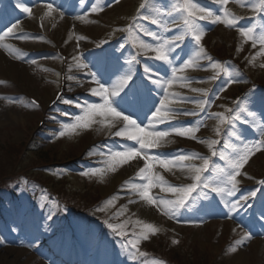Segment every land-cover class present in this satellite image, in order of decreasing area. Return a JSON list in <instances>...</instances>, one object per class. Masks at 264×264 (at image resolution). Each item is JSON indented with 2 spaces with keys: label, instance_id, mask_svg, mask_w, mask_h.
Segmentation results:
<instances>
[{
  "label": "rangeland",
  "instance_id": "obj_1",
  "mask_svg": "<svg viewBox=\"0 0 264 264\" xmlns=\"http://www.w3.org/2000/svg\"><path fill=\"white\" fill-rule=\"evenodd\" d=\"M36 1L11 0V3H9V0H2L0 2V10L6 8L11 12V16L3 24H0V35H3L7 28L11 27V23L17 24V28L13 29L15 35L9 34L0 40V146L2 144L4 146L5 143L9 142L18 144L29 138L32 139L37 136L39 131L52 127V130H46V134L42 136L41 141L36 140L35 142L34 138L31 144L32 151H36L35 145L44 148L43 150L54 147L60 150L62 159L74 158L85 145H90L104 137L107 138L108 135L106 128L100 130L103 127L102 125L92 124L87 128L79 127L75 131H65L63 137L59 136V132L63 130L65 123L74 122L75 116L82 115L81 108L77 104H73L72 101L80 103L79 106L102 102L99 97L92 96L89 91L90 88L96 85L87 75V70L73 69L71 72L68 71V65L74 63L72 56H81L83 62H89L92 59V53L99 50L97 47L99 45L109 51L115 50L117 55L122 52L120 63L127 67V61L132 56L127 44L129 40H133L141 52L143 67L147 64L151 65L152 68H160L157 74L165 79H171L170 71L166 73L165 69L160 67V62L148 60L143 56L140 42L155 43L154 38L146 34L148 32H157L163 36L179 34L180 29L176 27V23H180V21L172 22L179 16V13L174 12L172 6L182 3V0H171V2L170 0H162V4L147 0L148 11L141 0H119V3H113V0H83V2L81 0H55L57 5H63V7L58 12H54L51 17H44L45 5L51 0ZM207 1L214 3L206 4L202 1H198V3L200 6L206 7L221 16H223V8H227L237 17L239 26L249 27L254 23H260L256 14L251 10V0H229L228 4L223 7L218 5L215 0ZM18 2L31 8L32 14L29 15L20 8L14 7ZM142 4L144 5L143 13L135 23L133 32L128 36L125 31V24L130 15L140 9ZM93 7L99 10L93 12ZM157 9L161 13V24L151 22L152 19L157 18ZM60 11L64 13L63 18L59 15ZM168 13H171V15L169 16ZM145 16L148 17L150 24L142 23L141 19H145ZM250 16H252L251 19L248 18ZM42 17L44 18L41 19ZM77 17H83V19H77ZM200 23L206 29L205 35L201 39L202 45H210L211 48L215 45L212 50L221 53L223 49L225 55H231L234 52V57L241 63L249 61L250 65L247 71L256 81L264 79V54H261L264 49L261 48L258 42L256 47L250 46L252 45L251 40L244 42V38L240 36L237 28H229L223 23L212 24L204 21ZM174 27L175 29H173ZM50 37L68 55L67 66H62L61 61L55 56L54 47L48 39ZM224 42H226L229 49H232L230 53H225ZM121 44L123 48L120 47ZM185 45V52L189 54L185 56L184 53H181V57L182 61L186 63L188 59H193L195 51L198 49L188 39L185 40ZM148 55L152 56L154 53L149 52ZM33 61L35 62L33 63ZM205 61H199V67H197L194 60L193 66L178 72L176 74L177 78L167 88L170 94L171 107L180 113L196 111L199 114L195 116L181 114L177 120L158 126L161 130L176 126L178 123L198 126V130L194 133L196 139L182 137L170 132V135L165 138V142H162V147L151 150L152 153H164L169 157L178 154L207 156V154L205 155V149L210 153L209 142L216 140L215 138L220 135L221 132L217 134L216 129L221 127V123L215 118H209L206 112H199L196 102L210 101L205 104L207 112L223 113L225 115V111L229 108L225 104V96L235 90L237 86L246 87L248 82H242L244 77H241L240 74L234 75L238 68L232 63L227 64L226 70H223L220 66L203 67ZM178 66L182 67V63H178ZM62 72H65L67 77L69 75L76 77L75 80L67 79L65 82V97L72 99L71 102L60 106L62 107L60 109L61 113L69 112L71 115L48 119L50 114H57L60 108L58 107L56 111L51 112L48 110V104L59 88V77ZM123 74L122 72L121 75ZM212 75H217L218 78L223 77L218 86V91L215 92L208 90V87L212 84L210 82L213 78ZM183 77H187V80L182 79ZM231 77H235L238 82L231 83ZM118 81L119 76L113 78L111 84L106 85V87L111 88L117 85ZM194 88L202 91L193 92L192 89ZM205 92L207 95L204 94ZM255 92L253 93L255 99L245 101L242 104L243 113L238 114L242 123H234L231 126L230 138H227L228 147L222 150L226 157L233 155L235 150L241 148L243 144H251L260 139L259 129L264 126V104H261L260 101L264 100V92L262 95H255ZM26 94L37 97L42 103V109L30 104ZM178 97H188L189 100L181 101ZM251 101H255V103ZM43 120L44 124L40 125ZM118 127L119 125H117ZM115 130L113 129V131ZM241 132L243 136L240 135ZM120 139V137H115L100 144L101 148L94 156V162H104V168H90L88 176L82 174L85 172V168L81 171H70L68 172L70 176L65 177L66 180L64 181H68L75 189L93 187V190L104 195H109L113 190L119 189L122 183L125 182L122 189L125 194L120 195L114 201L121 206L122 220L125 221L128 218L133 223L140 220L153 224L157 229H169L174 234L179 235V240L198 246L200 249L195 247V250L199 252V255H203L204 250L216 254L218 251L223 250L224 243L230 241L231 245L224 250L225 260L223 263L264 264V240H262L264 239V231H251L252 237L246 238L244 230L236 228L238 221L232 223L228 221L233 219L229 211L225 215L222 213L227 210L224 207V201L233 199L223 198L222 204L217 203L216 210L212 214L197 216L189 213L177 220L163 215L158 205H150L147 201L141 200L135 195L132 185L146 183L136 175L139 167L143 166L142 157L132 158L127 163L118 164L115 172L110 169L103 170L107 167L106 161L103 159L108 158L109 150H121V146H128L125 144L126 141ZM190 145L195 147H189ZM200 149L202 153L199 152ZM207 157H210V155ZM183 163H194L199 166L203 164V161L193 159ZM262 166L264 167V148L251 155L241 169V176L237 178L240 183L238 185L239 191L235 194L236 198H241L251 192L242 189V181H246L249 185L257 184L256 177L264 175V173L258 174L259 172H257L258 168L260 169ZM170 167L171 171L161 168L158 164L154 167L153 171L164 179L163 184L152 189L151 195L154 198L172 199L174 198L173 194L164 189L169 186L187 185L192 182L190 175L185 173L184 168L179 163ZM93 169H101L102 171H91ZM254 190L256 191V189ZM129 200L136 202L129 203ZM19 203L23 205V208L20 207L21 215L15 214L10 205L4 207H10L9 211L13 215L11 217L13 220L10 222L9 230L6 232L0 231L2 233L0 237V264H56L50 256L47 255L45 258L41 256V248L36 246L37 242L41 246V236L46 237L48 233L52 235L54 228L50 225L51 220L43 217L38 224L32 219L27 194H20ZM45 203L46 200L42 197L40 207ZM262 205H264V200L257 205L259 212ZM144 209H146L148 215L143 213ZM237 210L231 213H236ZM259 216L261 215L258 214L256 217ZM21 217L24 218V221H21ZM74 233L77 238L75 243L81 244L78 252L87 256L97 255V263L95 264H108L113 258L116 259V264H124L125 261L126 264H136L129 258H125V255L121 252L120 243H118L117 250L113 254L111 239L98 234L96 228L91 229L88 233L82 223H77L74 224ZM60 234H62L66 243L71 242V231L63 230ZM236 236L240 238L234 242ZM256 238H258V241H256ZM240 241H243V243H239ZM140 246L141 244H139ZM61 262L62 264H68V260L65 261V259ZM143 264H152V262L146 261Z\"/></svg>",
  "mask_w": 264,
  "mask_h": 264
},
{
  "label": "snow or ice",
  "instance_id": "obj_2",
  "mask_svg": "<svg viewBox=\"0 0 264 264\" xmlns=\"http://www.w3.org/2000/svg\"><path fill=\"white\" fill-rule=\"evenodd\" d=\"M153 2L162 4V0H153ZM215 2L223 7L228 4L229 0H215ZM9 3H11V0H9ZM113 3H119V0H113ZM14 7L20 8L29 15L32 14V9L26 7L23 3L18 2ZM62 7L63 5H57L55 0H51V2L45 5L46 11L44 12V17H51L54 12H58ZM143 7L144 5L142 4L141 8ZM250 7L259 18L260 23L243 27L238 25L237 17L227 8H223V16H221L206 7L200 6L198 0H182V3L173 5V11L178 12L179 16L172 22L175 23L176 20L180 21V23H176V27L180 29L179 34L163 36L157 32H148L146 34L152 36L155 43L140 42L143 56L148 60L160 62V67H163L166 73L170 71L171 79H165L158 75L157 73H159L160 68H152L151 65L147 64L143 67V72L137 75L134 68L135 65L142 62L138 59L141 56V52H137L131 56V59L127 61V67L120 63L121 56L123 55L122 52L120 55H117L115 50L109 51L99 45H97L99 50L92 53V59L89 62H83L81 56L73 55L72 60L74 63L68 65V71L71 72L73 69L87 70V75L96 85L90 88L89 91L92 96L99 97L102 102L87 103L83 106L78 105L81 108L82 115L75 116L74 122L65 123L63 130L59 132V136L63 137L65 131H75L79 127L87 128L92 124L102 125L103 127L100 130L102 131L106 128L109 137H120L122 141L134 142V144L124 147L123 150H109L106 161L107 167L103 170L110 169L115 172L118 164L127 163L132 158L142 157L144 163L142 167H139L138 175L146 183L132 185L135 195L141 200L147 201L150 205H158L163 215L177 220L189 213L197 216L200 214H212L216 210V204L219 203L218 198H231L239 191L238 185L240 181L237 178L241 176V169L251 155L257 150L264 148V126H261L259 129L260 139L258 141L251 144H243L241 148L235 150L233 155L227 157L222 151L217 152L216 150L211 152L210 157L189 156L186 154L169 157L164 153H152L151 150L162 147V142H165V138L170 135V132H174L182 137L196 139L194 133L198 130L197 127L178 123L176 126H170L168 129L161 130L158 126L177 120L181 114L194 116L199 114L196 111L180 113L171 107L169 101L170 94L167 88L177 78L176 74L178 72H182L184 69L193 66L194 60L197 67H199V61H212V56L207 54L201 44V39L205 35L206 29L203 28L200 22L223 23L229 28H237L240 36L244 38V42L251 40L253 47H256L258 42L261 48L264 49V0H251ZM98 10V8H92L93 12H97ZM59 15L63 18L64 13L60 11ZM168 15L170 16L171 13H168ZM10 16L11 12L6 8L0 10V24H3ZM156 16L157 18L152 19L151 22L153 24H161L162 17L159 9L156 11ZM144 18L147 19L148 17L145 16ZM77 19H83V17H77ZM14 28H17V24L11 23V27H8L7 31L3 35H0V40L9 34L15 35L13 33ZM186 39L194 44L198 50L195 51L193 59H188L185 63L182 61L181 53H184L185 56L189 54L185 52ZM120 47L123 48V45L121 44ZM149 52L154 53V55L149 56ZM261 54H264V52ZM178 63H182V67L178 66ZM213 67H219V65L214 64ZM122 72L124 73L123 75H121ZM117 76H119L117 85L111 88L106 87ZM67 79L75 80L76 77L69 75ZM182 79L187 80V77H183ZM230 82L235 83L238 81L235 77H231ZM192 91L200 92L202 90L194 88ZM204 94L207 95L206 92ZM60 98L62 99V97ZM178 99L181 101L189 100L188 97H178ZM209 102L197 101L199 112H206L209 118H215L221 124L227 122L231 125L239 119L238 116L229 118L223 113L207 112L205 104ZM251 102L255 103V101ZM33 103L36 102L33 101ZM260 103L264 104V100L260 101ZM227 111L231 113L233 109H228ZM117 125H119L118 128ZM113 129L116 130L113 131ZM216 131L219 134L220 128L217 127ZM229 131H231V128ZM240 135L243 136V133L241 132ZM218 143V140H211L208 146L215 149V145ZM212 157L226 160V166L217 168L218 174L216 175L210 173V166H215ZM193 159H200L203 161V164L197 166L194 163H183ZM178 163L184 168L185 173L190 175L192 182L187 185L169 186L164 189L173 194L174 198L172 199L154 198L151 195L152 189L164 183L163 177L153 171L154 167L158 164L161 168L171 171L170 166ZM91 171L102 170L93 169ZM205 173H209V175H205ZM82 174L88 176L89 172L85 171ZM260 183L264 186V181ZM256 195V191L253 190L248 195L236 199L235 202L226 199L224 207L228 208L229 212L250 207L248 201L256 197ZM43 199L47 200V196L45 195ZM135 202L134 200H129V203ZM53 204L56 208H59L58 202L53 201ZM64 211H67V209H64ZM98 211L104 212L105 209L99 208ZM53 215L54 213L50 211L47 219L52 220ZM260 215L264 217V205L260 208ZM113 219H118V216L109 217L104 223L111 230L114 237L121 238L120 249L122 254L133 262H137L138 257L146 256L147 253L141 251L139 248L140 241H147L149 234L156 233L159 229L151 223L137 220L136 224H142L143 229L139 233L133 231V238L129 239V232L125 226L127 222H109V220ZM173 242L179 243V241ZM239 243H243V241ZM138 264H143V261H139Z\"/></svg>",
  "mask_w": 264,
  "mask_h": 264
},
{
  "label": "trees",
  "instance_id": "obj_3",
  "mask_svg": "<svg viewBox=\"0 0 264 264\" xmlns=\"http://www.w3.org/2000/svg\"><path fill=\"white\" fill-rule=\"evenodd\" d=\"M14 148L13 147H11V146H7V147H5L4 148V151H5V156L6 157H8V158H11L12 156H11V154H12V152H14ZM45 157V159H47V158H49L50 157V155H49V152H46V153H44L43 154ZM2 158H4L3 157V155H2V153H1V151H0V168H3V165L1 164L2 163ZM55 159V157H52V159L51 160H54Z\"/></svg>",
  "mask_w": 264,
  "mask_h": 264
},
{
  "label": "bare ground",
  "instance_id": "obj_4",
  "mask_svg": "<svg viewBox=\"0 0 264 264\" xmlns=\"http://www.w3.org/2000/svg\"><path fill=\"white\" fill-rule=\"evenodd\" d=\"M118 181H119V180H118ZM144 208H146V207H144ZM144 211H145V212H144ZM144 211H143V213L147 214V213H146V209H144ZM147 215H148V214H147Z\"/></svg>",
  "mask_w": 264,
  "mask_h": 264
}]
</instances>
